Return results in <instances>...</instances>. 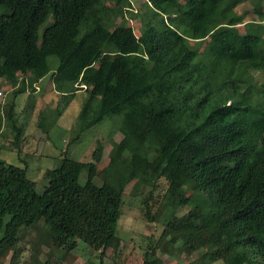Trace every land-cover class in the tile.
<instances>
[{
	"label": "trees",
	"instance_id": "16d2710c",
	"mask_svg": "<svg viewBox=\"0 0 264 264\" xmlns=\"http://www.w3.org/2000/svg\"><path fill=\"white\" fill-rule=\"evenodd\" d=\"M244 2L148 0L136 36L129 26L111 29V14L122 18L127 0L115 8L100 0H0V80L13 89L0 105V134L9 125L20 152L44 84L29 94L20 125L16 99L49 77L59 95L56 119L86 94L76 138L106 119L110 139L122 135L101 172L97 142L90 162L65 154L47 170L41 193L27 165L0 159V258L17 246L21 228L41 222L53 248L73 250L80 241L104 264L105 251L120 246L124 190L139 175L134 193L165 184L163 211L192 206L168 221L163 253L181 241L184 251L207 248L198 264H264V12L258 3V22H241ZM142 264L163 261L152 250Z\"/></svg>",
	"mask_w": 264,
	"mask_h": 264
},
{
	"label": "rangeland",
	"instance_id": "374dc122",
	"mask_svg": "<svg viewBox=\"0 0 264 264\" xmlns=\"http://www.w3.org/2000/svg\"><path fill=\"white\" fill-rule=\"evenodd\" d=\"M107 8H115L117 0H100ZM130 9H126L123 17L112 15L114 25L129 26L136 36H140L144 19L148 16V0H127ZM264 12V0H245L237 7V14L241 22L253 19L256 22L257 14L254 11L258 5ZM51 23V18L40 27L42 33L45 26ZM192 45L194 43H191ZM199 46V45H198ZM20 78L21 75H19ZM25 78V77H24ZM255 78L258 82L263 77L257 73ZM43 95L37 98L34 103V110L30 112L27 125L24 129L20 152L13 145L14 132L9 125H5L0 134V159L6 164L24 167L27 165L28 178L34 182L36 191L43 192L47 185L44 173L47 170L59 166L60 159L66 154L70 158L79 162H90L91 155L95 150L97 142L103 145V156L97 164L98 172H101L109 162V152L111 151V141L119 142L122 139L120 133H116L112 139L109 137L113 122L104 120L98 126L76 138L77 121L76 117L81 109L86 97L84 92H78L73 101L65 109L60 118L55 117L54 112L59 95L51 86L49 77L43 81ZM39 85L34 84L27 88L25 94H21L16 99L15 116L18 117V125L24 121L22 112L32 105L29 94L38 95ZM12 87L9 83L0 80V105H5L11 100ZM34 90V92H33ZM137 175L125 188L123 196V206L121 217L117 224V236L120 239V246L117 250L109 248L104 254V264H142L144 254L152 250L156 257L163 261V264H198L201 254L207 248L196 249L194 251H184L182 242H177L171 249V255L163 253V247L168 242L169 237L165 236L163 230L172 217H180L191 210L192 206L180 208L176 211L160 207L161 198L165 191V184L151 190L142 186L134 193L133 186L137 182ZM86 179V172H82L79 177L80 184ZM95 182L100 185V178ZM154 219V220H151ZM47 227L39 222L31 228H21L18 233L17 246L8 250L0 258V264H98L100 251H94L85 244L78 241L73 250H60L53 248L44 238ZM214 264H223L218 261Z\"/></svg>",
	"mask_w": 264,
	"mask_h": 264
},
{
	"label": "crops",
	"instance_id": "0c3cea01",
	"mask_svg": "<svg viewBox=\"0 0 264 264\" xmlns=\"http://www.w3.org/2000/svg\"><path fill=\"white\" fill-rule=\"evenodd\" d=\"M43 81H44V79H43V80H41V81L39 82V84H38V83H36L37 85H39V89H38V90H39V92H40V90H41V85H42V83H44Z\"/></svg>",
	"mask_w": 264,
	"mask_h": 264
},
{
	"label": "built area",
	"instance_id": "2783aa9c",
	"mask_svg": "<svg viewBox=\"0 0 264 264\" xmlns=\"http://www.w3.org/2000/svg\"><path fill=\"white\" fill-rule=\"evenodd\" d=\"M0 96H2V93L0 92Z\"/></svg>",
	"mask_w": 264,
	"mask_h": 264
}]
</instances>
